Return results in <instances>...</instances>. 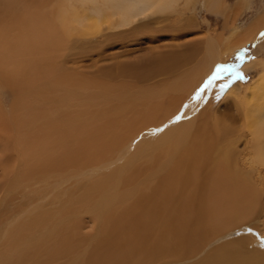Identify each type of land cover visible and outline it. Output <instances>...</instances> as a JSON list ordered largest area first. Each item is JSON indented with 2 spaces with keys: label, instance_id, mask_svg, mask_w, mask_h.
<instances>
[{
  "label": "bare ground",
  "instance_id": "1",
  "mask_svg": "<svg viewBox=\"0 0 264 264\" xmlns=\"http://www.w3.org/2000/svg\"><path fill=\"white\" fill-rule=\"evenodd\" d=\"M181 1L194 0H0V87L15 93L18 134L16 155L0 163V264H264L254 240L212 246L255 207L264 62L246 66L262 70L242 97L239 84L225 87L226 100L242 98L238 118L203 106L212 77L227 72L221 53L258 35L222 46L208 36L191 67L192 51L159 52L152 74L177 75L142 89L134 64L75 71L78 43L143 34ZM201 1L207 15L225 10Z\"/></svg>",
  "mask_w": 264,
  "mask_h": 264
},
{
  "label": "rangeland",
  "instance_id": "2",
  "mask_svg": "<svg viewBox=\"0 0 264 264\" xmlns=\"http://www.w3.org/2000/svg\"><path fill=\"white\" fill-rule=\"evenodd\" d=\"M194 1L192 3H189L186 7L184 5V1H181L176 7L177 11L167 15L169 20L166 19L165 22L161 21L160 19L158 20L161 21L160 24H154V19H147L144 24L148 23L151 25L146 24L145 26H143V32L145 31L146 33L144 32L143 34H136V36L132 38H125L122 40L115 39V41L111 40L112 38L114 39V37H110L109 40L110 42H112L111 45H104L103 38L101 36L96 37L91 41L84 40L78 43L79 45L74 48V52H72V54L77 55L78 53H85V58H76V60L79 61L78 63L76 62V60H74V62H76L74 66L79 65V67L77 66L78 68L75 66L77 68V70L75 71H79V74L83 73L82 75L84 76L91 77L93 76L95 69L98 68H110L115 63H123L127 65L134 64L135 66H137L136 72L143 75V77L146 76L147 78H145L143 81L140 79V81L142 82H137L136 86L138 88L142 86L141 89L151 87L152 85H157L160 82L170 81L171 79L173 80L177 75L173 73H170L173 74V76L162 73L152 74V71L156 69V63H158L159 61L158 55L160 53L166 55V53H168V50L171 49L172 50L169 51L167 55L186 54L187 51H189L190 53L192 51L195 56L192 57V60L190 61L193 62L189 61V65L187 64V67H191L199 60L200 57H202L204 53L202 51L208 36L215 37L217 41L221 42L220 44L222 46V43L224 45L231 38H241L248 35L249 33H252L253 31V33L257 34L258 36L255 35L256 37H254L253 34L251 37L249 36V39L247 38L248 40L244 45L227 51L225 54L221 53V60L227 67V72L224 75H214L212 77L209 83L210 87L208 88L209 99H206L208 98V95L206 93L207 97L205 98V102L203 103V106H205L209 102V111H223L226 114L228 113V117H233V119L235 120L236 117H239L240 115V111H237L241 108L239 107L240 104L238 101H240V99L242 98L239 97H242V95H244L248 85L259 75L257 73H261L262 70V67H260V65L255 66V68L252 70L248 69L249 71L246 69V66L252 63L264 62V0H223L225 10L221 9V11L218 12V14H216L215 16L214 14H206L205 10L201 7L202 5H200L202 4L201 0ZM242 7L244 9H242ZM141 22L143 23V21ZM260 25H263V28L260 27ZM148 27L150 28L148 29ZM155 29H158V31L154 34L153 31H155ZM249 30L251 32H249ZM233 31H236L237 33H234L235 37H230V34ZM108 33L112 32L108 31ZM86 55L91 56L89 57ZM64 60L67 61L66 58ZM72 63L69 62V65H67V68H71L70 71L75 69L74 67L72 69ZM79 68H81V72L80 70H78ZM83 69L85 70L83 71ZM147 75L151 76L152 78L148 77ZM123 81L118 80L114 83L122 84L121 82ZM126 81H124L123 83H126ZM237 84H239L240 86V93L238 94L239 97L237 96L236 99L226 100L227 88L225 87H230V85L235 86ZM220 88L222 91H220ZM211 89H215L214 93ZM216 92L218 93V95ZM211 97L212 100L210 99ZM213 98L216 99L214 100ZM14 101L15 93L12 92L8 87L1 86L0 120L2 122H0L4 125V130L0 131V163L5 160L6 156L8 155L11 156L12 154L15 156L18 150L16 149L18 148V134L15 120L16 110L14 107ZM229 126H231L232 128H238L236 127L235 123H231L229 124ZM2 137L5 140H3ZM245 158H247V156ZM244 166L245 167L243 168V170H246L247 172L248 167L247 165ZM1 170L2 169H0V179H2L1 177L3 175ZM248 174L250 175L249 179L251 180V184L253 185L255 191L254 193H256L257 195L254 205L255 207L248 208V210H250L248 213L249 215H247L248 217L244 219L243 222L238 224V226L236 225L235 227H232L231 229H228L216 236V238L220 240H218L217 243L212 244V246L220 245L224 242L235 244L236 242H240L243 239H247L249 241L251 239L252 241H255V244L251 247H255L256 249L258 248L257 250L264 253V173L262 174V179L259 178L260 173H258L257 171H253L251 173L248 172ZM8 178L10 179L12 177L8 176ZM86 230L88 231L90 230V228L87 227ZM220 236L223 237L221 238ZM163 264L179 263L166 262Z\"/></svg>",
  "mask_w": 264,
  "mask_h": 264
}]
</instances>
